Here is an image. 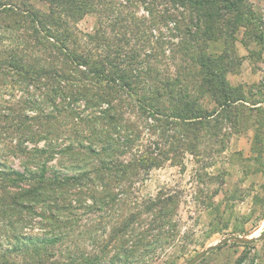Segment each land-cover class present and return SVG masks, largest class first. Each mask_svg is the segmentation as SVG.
<instances>
[{
	"label": "trees",
	"instance_id": "1",
	"mask_svg": "<svg viewBox=\"0 0 264 264\" xmlns=\"http://www.w3.org/2000/svg\"><path fill=\"white\" fill-rule=\"evenodd\" d=\"M41 1L0 0V235L34 247L0 244V264H130L176 238L179 207L136 186L232 123L236 38L264 25L250 0ZM104 209L118 223L88 251Z\"/></svg>",
	"mask_w": 264,
	"mask_h": 264
},
{
	"label": "rangeland",
	"instance_id": "2",
	"mask_svg": "<svg viewBox=\"0 0 264 264\" xmlns=\"http://www.w3.org/2000/svg\"><path fill=\"white\" fill-rule=\"evenodd\" d=\"M14 1L30 2L44 12L49 9L41 0ZM250 1L264 25V0ZM95 23L94 18L85 17L77 27L88 32ZM20 34L6 31V44L16 41ZM235 48L240 65L229 73L228 81L234 87H241L245 102L236 106L239 113L231 114L232 123L217 130L212 142L201 141L196 150L184 154L178 165L167 163L154 169L136 186V195L143 200H157L162 192L165 198L177 197L179 207L174 218L176 238L166 236L167 240H155L157 244L143 253L145 256L138 253L130 264H186L226 237L254 238L264 231V37L261 42H255L243 30L236 38ZM19 89V86L14 88L10 94L17 99L23 97ZM14 161L10 160L12 166L16 165ZM100 215L101 221L93 222L97 230L93 228L86 233L88 251L94 236L107 242L118 223V214L109 209ZM33 231L29 234L33 237L39 233ZM2 236L3 247L23 246L20 254L23 258L29 256L23 253L33 252L34 247L28 246L27 241L16 242ZM198 264H264V240L250 247L230 243Z\"/></svg>",
	"mask_w": 264,
	"mask_h": 264
},
{
	"label": "water",
	"instance_id": "3",
	"mask_svg": "<svg viewBox=\"0 0 264 264\" xmlns=\"http://www.w3.org/2000/svg\"><path fill=\"white\" fill-rule=\"evenodd\" d=\"M264 240V231L263 233L254 238H245L239 235H231L230 237H226L219 241L218 243L211 245L210 247H207L200 253H198L196 256H194L190 261H188L186 264H198L200 261H202L207 255L211 254L214 251L219 250L220 248L230 244V243H238L241 245H253L256 242Z\"/></svg>",
	"mask_w": 264,
	"mask_h": 264
}]
</instances>
